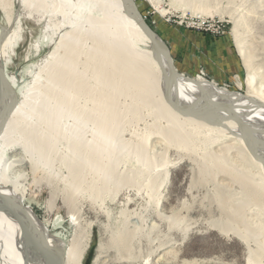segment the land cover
I'll return each mask as SVG.
<instances>
[{"label":"bare ground","instance_id":"bare-ground-1","mask_svg":"<svg viewBox=\"0 0 264 264\" xmlns=\"http://www.w3.org/2000/svg\"><path fill=\"white\" fill-rule=\"evenodd\" d=\"M18 1L31 14L59 20L62 34L34 83L26 85L23 75L8 70L21 21L0 0L6 20L0 23V264H82L89 243L85 236L67 245L49 233L24 204L17 167L27 163L33 175L48 170L73 192L86 188L93 200L120 195L127 209L118 238L130 245L137 201L154 207L151 217L173 218L162 213L158 198L170 154L191 163L201 179L213 172L224 178L222 186L238 188L227 204L219 199L228 218L212 226L244 246V264H264V75L251 57L244 56L242 94L179 73L126 0ZM123 98L131 100L134 118L141 107L156 117L134 140L120 135ZM15 214L27 217L37 233ZM102 249L100 243L94 263Z\"/></svg>","mask_w":264,"mask_h":264},{"label":"rangeland","instance_id":"rangeland-1","mask_svg":"<svg viewBox=\"0 0 264 264\" xmlns=\"http://www.w3.org/2000/svg\"><path fill=\"white\" fill-rule=\"evenodd\" d=\"M7 2L22 26L8 70L23 75L22 80L30 86L34 73L47 64L62 34L56 30L60 21L31 14L18 0ZM134 2L148 26L170 48L179 73L246 94L244 56L248 54L259 77L264 75V0ZM3 17L0 11V23L5 25ZM121 102L123 140L137 139L146 128L157 123L150 108L141 107L136 119L129 111L131 100L123 98ZM169 158L171 163L165 168L168 178L158 198L162 213L173 218L151 217L154 207L147 209V202L137 201L131 208L136 215L131 223L138 228L128 236L130 245L118 238L125 225L121 211L127 209L123 202H118L120 195L113 199L110 192L103 199L93 200L86 188L73 192L62 177L54 178L48 170L33 175L27 163L17 169L22 172L19 183L26 188L25 206L50 234L59 236L67 245L76 237L88 236L82 264H244V246L214 231L212 226L213 221L228 218L219 199L227 204L228 198L239 192L238 188L222 186L224 178L213 172L207 180L201 179L191 163L176 155L170 154ZM66 175L67 171L61 169V176ZM124 191L128 192L126 188ZM130 228L135 229L133 225ZM100 243L102 254L94 263Z\"/></svg>","mask_w":264,"mask_h":264},{"label":"water","instance_id":"water-1","mask_svg":"<svg viewBox=\"0 0 264 264\" xmlns=\"http://www.w3.org/2000/svg\"><path fill=\"white\" fill-rule=\"evenodd\" d=\"M130 6V10L132 12V15H137V18L139 19V21L141 22V27L142 29L145 31V33L147 34V36L150 38V40L152 41V43L157 46L158 48H160L161 50H163L168 58L172 59V56H171V53H170V50L168 49V47L166 45H164L159 39L158 37L156 36L155 33H153L150 29V27L147 25V23L142 19V16L139 15L138 16V11L136 9V5L134 2H132V0H126ZM142 19V20H141ZM170 61V60H169ZM173 69H174V66H173ZM24 210L25 208L22 207ZM18 220H20L23 224L27 225L29 228H31L35 233H37V229L36 227L33 225V223L27 218V217H24L22 215H19V214H15L14 215ZM91 255H92V251H91ZM88 264V263H87Z\"/></svg>","mask_w":264,"mask_h":264}]
</instances>
